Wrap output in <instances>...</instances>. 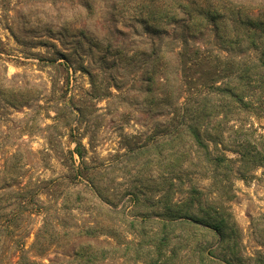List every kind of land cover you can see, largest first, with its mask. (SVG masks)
Returning <instances> with one entry per match:
<instances>
[{
	"label": "rangeland",
	"instance_id": "obj_1",
	"mask_svg": "<svg viewBox=\"0 0 264 264\" xmlns=\"http://www.w3.org/2000/svg\"><path fill=\"white\" fill-rule=\"evenodd\" d=\"M191 118L207 147L193 160ZM77 171L127 219L182 177L173 196L201 190L232 234L197 236L205 258L181 228L157 254L154 224L105 222L82 183L59 188L67 209L37 194ZM135 186L153 199L132 212ZM0 226V262L23 240L34 264H264V0H0Z\"/></svg>",
	"mask_w": 264,
	"mask_h": 264
},
{
	"label": "trees",
	"instance_id": "obj_2",
	"mask_svg": "<svg viewBox=\"0 0 264 264\" xmlns=\"http://www.w3.org/2000/svg\"><path fill=\"white\" fill-rule=\"evenodd\" d=\"M180 104H185L180 103ZM174 120V118L172 119ZM192 124H188L186 127L188 128V133H182V136L189 138L190 143V153L192 160L198 156L197 148H203L207 150V147L205 146L204 140L202 138V135L200 134L199 130L194 124L195 120L191 118ZM179 133V132H178ZM178 135V134H177ZM179 136V135H178ZM176 134H173L171 136L175 137V139L178 138ZM172 140V139H171ZM173 141H165V144L168 146H171ZM72 157L74 154H76L81 161L83 160L84 154L80 150V146L71 152ZM243 157V155L241 154ZM211 162L216 163L219 162V159L217 157L211 159ZM217 165V164H216ZM182 180V177L176 178L173 176L165 177V183L167 186V190L162 194L161 197L154 198V204L145 210L154 209L155 211L159 210V212L155 213H143L135 215L133 219L128 218L127 214H125V209L116 211L112 209L109 205V200L105 198V196L102 194V192L99 190L98 182L94 178L93 174L89 172H68L67 175L59 176L57 178H53L50 180H45L41 182V187H38V195L44 194V188L49 189L53 188V196L54 194H57V196L54 198V201H56L57 206H61L60 209L64 208L67 209L66 206H64V202H67L68 197L62 196V193L58 192L59 188L64 183H82L83 187L78 190L77 194L78 196L81 195L83 192V189H86V193L89 194L88 196L94 199V203L89 210L91 213L96 214L97 216H103V220L105 222L112 221V215H121L125 217V221L128 223V226L131 230L134 232L138 231L139 228L145 227L148 224H154L152 225L151 231L149 234L152 236H160L161 233H163V239H158L155 246H153V251L158 252L163 249L162 243H165L168 241V238L171 235H175L176 231L181 228H187L191 233L189 234L190 240L196 242V247L200 250L199 254L201 257L209 258L211 256V250L206 249V243L200 242L196 239L197 236H207L209 235L208 232H212L214 234H217L221 240H224V238L227 237V234H232V230L229 227H232L230 224L226 223L223 216H221L219 210L215 205L208 204L206 200L203 199V195L201 190L197 189L194 186H189L188 188L183 189L184 193H186L185 197L179 199L176 198V190H175V180ZM44 183V187L42 184ZM27 189H24L21 194L23 196L27 195ZM149 192L146 191L145 188L142 186H135L134 190H131L128 192V195L131 196V200L133 202L131 211H141V208L138 207L144 201L143 199H153V198H142L143 195H148ZM151 193V192H150ZM35 194V193H34ZM175 195V196H173ZM25 200H23V203H27L29 201V198L24 197ZM61 199V204L58 202V200ZM30 202V201H29ZM214 204V203H213ZM39 208V212H42L44 210V204L41 203V200L38 198V204H35ZM63 206V207H62ZM59 208V207H57ZM44 212V211H43ZM156 218H155V217ZM124 221V220H123ZM94 223V225H85L84 227L80 228L79 234L87 236V237H95L94 234L104 231L106 229V225L99 224L98 222H91V224ZM1 227V226H0ZM100 227H103L102 230ZM6 228V227H4ZM48 229V219L45 218L43 221V226L41 229H39V233L36 235L35 243L38 244L41 240V234L46 232ZM15 243L17 242L20 246L18 251L12 256V257H4L2 259V262L0 264H34L31 260V258L26 253L24 246H23V240H14ZM90 249H96L95 247L91 245H84L81 246L80 249L76 253L77 259H84L86 255L88 254V251ZM95 252V251H94ZM200 257V258H201ZM157 262H161L160 259L157 260Z\"/></svg>",
	"mask_w": 264,
	"mask_h": 264
}]
</instances>
